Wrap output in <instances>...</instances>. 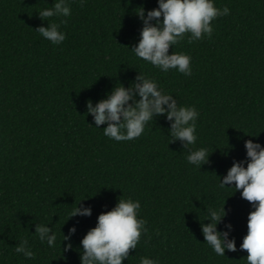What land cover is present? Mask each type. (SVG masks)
I'll use <instances>...</instances> for the list:
<instances>
[{
  "label": "trees",
  "instance_id": "16d2710c",
  "mask_svg": "<svg viewBox=\"0 0 264 264\" xmlns=\"http://www.w3.org/2000/svg\"><path fill=\"white\" fill-rule=\"evenodd\" d=\"M53 2L0 0V264H80V240L97 216L129 197L140 202L148 231L122 264H140L142 257L247 264L239 245L251 206L239 191L219 189L217 177L246 159L245 140L264 146V0H214L229 14L211 22V38L188 43L186 36L169 49L191 57L190 76L161 72L130 51L142 28L137 14L156 8L157 0H68L70 16L41 20L38 13ZM52 22L66 34L59 45L36 31ZM138 73L156 80L179 106L196 108L198 139L191 147L207 148L210 163L199 170L189 164L188 149L170 142L163 116L130 141L106 137V125L95 127L86 101L95 105ZM81 199L92 215L67 220ZM224 200V222L231 223L238 250L222 257L200 225L208 223L206 210ZM38 224L55 232L54 247L34 234ZM73 225L72 248L65 251L62 235ZM23 240L33 258L15 251Z\"/></svg>",
  "mask_w": 264,
  "mask_h": 264
},
{
  "label": "clouds",
  "instance_id": "9594fccd",
  "mask_svg": "<svg viewBox=\"0 0 264 264\" xmlns=\"http://www.w3.org/2000/svg\"><path fill=\"white\" fill-rule=\"evenodd\" d=\"M70 14L68 0H54L50 7L41 9L38 16L41 20L48 21L52 17H68ZM228 14L229 9L215 7L214 0H157L156 8L146 13L141 8L137 14L142 28L138 42L130 51L161 72L176 69L185 76H190L191 57L183 52L172 51L169 54V49L180 44L186 36L188 43L205 36L211 38V22ZM36 31L54 45H59L66 39L59 23H48L46 27H39ZM173 97L156 80L138 73L129 86L119 83V86H114L95 105L91 100L86 101V114L92 116L96 128L106 125L103 128L104 135L118 142L139 138L154 117L163 116L170 122V142H183V146L188 149V163L199 170L202 165L210 163L211 153L205 147H191L198 139L196 121L199 113L193 106H179ZM244 149L246 159L234 160L226 174L217 177V187L239 191L241 198L249 202L252 210L247 216V233L242 238L239 250L246 251L247 264H264V146L253 140H245ZM84 200L75 204L67 220L92 215L91 207L81 203ZM224 205L225 200L220 208L209 207L204 219L208 223L200 225L204 241L216 255L222 257H225L226 250H238L235 238H230L232 225L224 222L228 215ZM140 208V202L129 197L118 199L111 210L100 213L95 226L80 240V264H122V261L128 260L129 251L136 249L141 235L148 231L146 221L139 218ZM221 223L223 229L218 230ZM47 225H36L34 234L41 243H46L51 248L55 246L57 237ZM75 232L76 227L73 225L69 228L68 235H62V241H68L64 246L65 251L72 248L70 239ZM15 251L26 258L34 257L27 240L16 246ZM140 264L160 262L142 257Z\"/></svg>",
  "mask_w": 264,
  "mask_h": 264
}]
</instances>
